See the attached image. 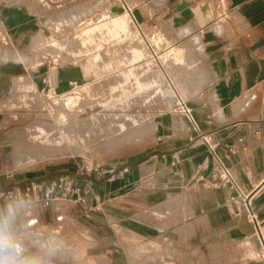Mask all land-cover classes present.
I'll return each mask as SVG.
<instances>
[{"label": "crops", "instance_id": "obj_1", "mask_svg": "<svg viewBox=\"0 0 264 264\" xmlns=\"http://www.w3.org/2000/svg\"><path fill=\"white\" fill-rule=\"evenodd\" d=\"M136 1L133 7L123 3L121 16L109 20L110 28L104 29L126 35L128 54L135 46L129 63L138 72L148 66L146 43L183 47V82L174 83L167 77L177 101L175 108H180L156 117L147 136L92 174L73 177L72 184L80 194L89 191L92 205L107 204L118 196L130 198L142 207L145 219L153 222L165 218L146 209L169 205V227L160 231L147 220L139 221L136 228L120 224L117 232L109 225L103 232L88 226L79 230L86 251L104 249L112 260H128L133 253L151 258L155 245L161 249L160 242L183 238L185 251L189 247L192 251L193 244L201 252L211 245H248V251L257 255L249 264H262L257 260L264 250V0ZM46 5L48 0H0V103L20 95L45 94L50 87L53 96L61 99L73 89L92 87L97 79L96 65L80 61L76 52L63 49L56 56L57 64L45 55L53 29L66 28L63 20H50ZM73 33L68 34L67 42ZM89 43L85 50L95 56L96 43L91 38ZM151 56L159 63L154 51ZM119 76L107 84L111 92L125 79V72ZM94 89L91 91L99 92ZM201 136L225 159L238 191L217 180L207 147L199 143ZM5 140L0 133V189L22 190L34 180L44 181L48 188L63 176L46 171L37 177L16 174L27 168L14 169L15 151L10 152ZM57 201H52V209ZM51 208H39L38 224L33 225L27 217L31 211L0 203V235L20 243L25 259L31 258L42 248L30 239L58 221ZM77 214H83L79 206L68 212L71 217ZM83 215L87 219L93 216L92 212ZM114 240L115 248L110 247ZM1 251L0 243V255ZM6 262L11 264L12 257Z\"/></svg>", "mask_w": 264, "mask_h": 264}, {"label": "rangeland", "instance_id": "obj_2", "mask_svg": "<svg viewBox=\"0 0 264 264\" xmlns=\"http://www.w3.org/2000/svg\"><path fill=\"white\" fill-rule=\"evenodd\" d=\"M38 1L44 3V0ZM57 1L48 0L46 9L50 20H63L66 28L64 31L60 28L53 29L50 41H46L48 47L45 55L52 58L50 61L57 64L56 56L67 48L68 53L76 52L80 61H91L96 65L97 79L91 82L92 88L120 77L124 72L125 79H122L116 91L111 92L107 88L101 90L98 95L96 91L92 93L91 90L89 92L79 88L60 99L53 96L50 87L45 94L20 95L2 101L0 133L6 139L2 142L10 144V152L15 151L14 165L16 158L26 164L27 169L17 171L16 174L29 173L37 177L46 171L49 175L62 173L61 177L72 180L73 177L92 174L112 156L119 155L138 142L135 138L125 142L123 136L126 133V136H129L138 129L143 136H147L151 122L156 117L174 114L175 109L180 108H175L177 101L168 86L167 77L174 83L183 82L184 50L179 44L146 43L143 49L148 66L144 65V70L138 72L137 66L129 63L135 46L129 49L128 54L126 35L104 30L110 25L109 20L121 16L123 3L133 7L137 4L136 0H66L63 3ZM74 25L75 27H72ZM91 29L93 30L90 33ZM73 31V37L67 42L68 34ZM90 38L96 43L95 56H89L85 50L90 44ZM152 51L159 63L152 60ZM127 56L130 58H126ZM120 124L124 127L120 128ZM14 169L19 170L17 167ZM71 186L72 190H75L72 183ZM88 192L86 189L83 194L78 193L80 201L75 203L68 198L59 199V195H53L50 200L57 199L56 206L52 209L50 201L46 210L51 208L57 215V223L47 225L30 239L34 246L42 249L33 253L31 258L25 259L24 248L20 243L14 242L16 254L3 249L0 264H7L9 256L12 257L11 264H249V261L257 259L256 253L249 252L248 245L242 244L211 245L204 252L200 251L198 245L193 244L192 251L191 247L185 251L184 239L174 236L172 240L177 239L174 242H160L161 249L159 245H155L156 248L152 246L154 252L151 253L154 255L150 256L151 258H140V254L133 253L128 260H112L105 254L104 249L87 253L86 240L79 233L83 228L94 226L103 232L106 225H109L117 232L120 230V224L136 228L139 221L147 220L143 216L142 207L130 198L118 196L107 204L92 205L88 203ZM76 206H79L83 214L92 212L91 219H87L83 214H77L75 217L68 215L69 210ZM19 207L22 211H31L27 217L33 225L38 224V205ZM146 210L165 218L160 222L147 220L157 225V230L168 229L167 220L171 213L169 205ZM137 212L141 214L138 215ZM175 232L178 234L177 230ZM112 246L116 247L115 240L113 245H110ZM168 252L170 256L167 255ZM19 253L22 255L18 257ZM258 254L257 261L264 264V250L261 249Z\"/></svg>", "mask_w": 264, "mask_h": 264}, {"label": "built area", "instance_id": "obj_3", "mask_svg": "<svg viewBox=\"0 0 264 264\" xmlns=\"http://www.w3.org/2000/svg\"><path fill=\"white\" fill-rule=\"evenodd\" d=\"M187 118L193 123L190 112L185 110ZM194 125V130L198 132V128ZM199 143L207 147L208 154L213 162V165L217 169L218 177L217 180L223 184L228 185L235 191H238V185L234 181L228 166L226 165L225 159L218 156L215 151V147L211 146L207 139L203 136L199 138ZM216 182V180L214 181ZM72 180H68L66 177H59L54 181L48 188L45 186L44 181H30L23 186L22 190L12 188V189H0V203H9L12 205H19L22 207H28L30 205H38L42 211H46L49 207V202L52 201L50 198L53 195L58 196L59 199H69L72 200L74 196L75 199L72 200L73 203L79 202L78 192L72 190L71 186ZM68 200V202H70ZM54 201V200H53ZM57 201V199L55 200ZM250 222H253V218L249 217ZM14 239L8 235H0V243L2 244L4 250L15 252Z\"/></svg>", "mask_w": 264, "mask_h": 264}, {"label": "bare ground", "instance_id": "obj_4", "mask_svg": "<svg viewBox=\"0 0 264 264\" xmlns=\"http://www.w3.org/2000/svg\"><path fill=\"white\" fill-rule=\"evenodd\" d=\"M105 30V29H104ZM119 80V79H118ZM116 82V81H115ZM110 83H112V80H108V81H106L104 84H102V85H99V86H97L96 87V90H98L99 92L101 91V90H103V89H106L107 88V84H110ZM114 86V85H113ZM86 91H89V90H91V89H94V88H92V87H90V86H87V87H85L84 88ZM74 90V89H73ZM95 90V89H94ZM75 91V90H74ZM90 92V91H89ZM98 92V93H99ZM93 93V92H92ZM92 93H90V94H92ZM88 94V93H87ZM86 95V94H85ZM138 125H136V127H137ZM119 127L120 128H123L124 126H123V124H120L119 125ZM128 131V130H127ZM126 133V132H125ZM133 133V132H132ZM123 134V133H122ZM121 134V135H122ZM127 134V133H126ZM126 134L123 136L124 137V141L125 142H127V141H130L132 138H135L136 140H138L139 138H141L142 136H143V134L141 133V130H136L135 131V133L134 134H132V135H129V136H126ZM120 136V135H119ZM105 139V138H104ZM120 143V142H119ZM101 144V143H100ZM116 145V144H115ZM28 160V159H27ZM26 160V161H27ZM21 166V167H20ZM25 166H26V164L25 163H23V162H21L20 160L18 161L17 160V158H16V163H15V165L13 166V167H17V169H19V170H22V169H24L25 168Z\"/></svg>", "mask_w": 264, "mask_h": 264}]
</instances>
